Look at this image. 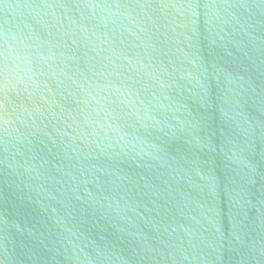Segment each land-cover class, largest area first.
<instances>
[{
    "label": "water",
    "instance_id": "1",
    "mask_svg": "<svg viewBox=\"0 0 264 264\" xmlns=\"http://www.w3.org/2000/svg\"><path fill=\"white\" fill-rule=\"evenodd\" d=\"M0 264H264V0H0Z\"/></svg>",
    "mask_w": 264,
    "mask_h": 264
}]
</instances>
